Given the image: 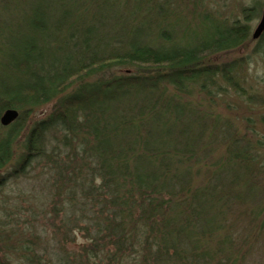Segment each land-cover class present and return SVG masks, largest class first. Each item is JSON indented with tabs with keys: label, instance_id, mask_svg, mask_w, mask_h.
Instances as JSON below:
<instances>
[{
	"label": "trees",
	"instance_id": "trees-1",
	"mask_svg": "<svg viewBox=\"0 0 264 264\" xmlns=\"http://www.w3.org/2000/svg\"><path fill=\"white\" fill-rule=\"evenodd\" d=\"M204 18L182 34L177 0H0V118L19 111L9 126L0 122V171L18 143L21 151L0 187L41 168L32 222L47 218L39 202L49 199L45 226L78 245L56 247L49 264H264V145L239 135L232 143L248 155L245 191L239 177L199 166L204 129L193 133L192 118L197 107L214 115L205 100L238 91L239 60L211 58L244 46L249 26ZM194 88L201 99L185 101ZM8 250L21 252L20 264H43L49 253Z\"/></svg>",
	"mask_w": 264,
	"mask_h": 264
},
{
	"label": "rangeland",
	"instance_id": "rangeland-1",
	"mask_svg": "<svg viewBox=\"0 0 264 264\" xmlns=\"http://www.w3.org/2000/svg\"><path fill=\"white\" fill-rule=\"evenodd\" d=\"M177 2H179L182 15L186 17L179 26V31L182 34H189L201 27L206 14L217 22L226 21L231 23L238 21L247 23L249 26L250 36L244 46L230 52L215 54L211 58L216 63L239 60L241 70L239 72L240 85L238 91L229 88L226 94L214 95L211 99L205 100V105L204 103L203 105L208 106L207 108H210L211 113L214 115L202 118L203 109L197 107L196 115L192 118H196L193 133H198L201 129H204L195 143L198 152L197 157L202 162L199 166H214L208 167L209 174L215 172L218 176L223 175L227 181L237 180L239 177L242 180L241 188L252 192V184L248 181L249 171L241 167L246 166L243 159L248 156L243 150L244 144L232 145V143L239 135L250 139L255 146L256 142L264 145V42L260 38L253 39L252 37L261 20L264 0H177ZM18 15L21 16V12ZM5 45V39H0V46ZM201 97L202 94L198 92L197 88H194L190 94L184 95V100L196 103ZM200 104L197 103L195 106ZM53 107L54 103H50L38 109L34 113L33 119H41L47 116L54 109ZM215 114L221 119L218 118L219 120H217ZM222 119L232 127L230 130H225L226 127L223 126ZM210 143L212 144L209 146ZM19 145L18 143L14 161L6 169L0 171L1 174L7 173L17 165L21 152ZM225 146L229 147L232 152L228 153L226 148L224 149ZM205 148L209 149L203 156ZM262 153L264 155V152ZM235 154L240 155V160L235 159ZM252 166H256V164L253 163ZM40 169V167L33 168L29 171L27 177H20L19 180H9L0 187V236L3 238L0 240V264H20L17 254L21 252L12 254L8 250L10 247L12 251L19 249L21 245L24 247V244L38 251L46 247L49 253L43 254V264H49L53 258L51 252L56 247L67 245L65 240H58L53 231L48 230L45 226L48 218L49 222H52L50 218L54 216L52 208L55 203H50L49 199L39 202V205L45 209L43 216L47 218L43 219L40 216L36 222H32L31 209L35 207L34 204H37V202L31 200L30 197L32 193L42 192V186L37 182L42 180V178H39ZM41 174L44 176L43 178L50 175L49 172L47 175L46 173ZM254 193L256 194H245L246 203L250 204L255 198H259L261 190L256 189ZM6 210L10 213H16L12 215L13 219L5 217ZM49 213L50 215H48ZM9 222L10 225L7 226ZM4 233L7 238L4 237ZM38 236H40V239ZM84 241L83 237L78 238V243ZM66 247L71 249L72 247L77 248L78 245H67Z\"/></svg>",
	"mask_w": 264,
	"mask_h": 264
},
{
	"label": "water",
	"instance_id": "water-1",
	"mask_svg": "<svg viewBox=\"0 0 264 264\" xmlns=\"http://www.w3.org/2000/svg\"><path fill=\"white\" fill-rule=\"evenodd\" d=\"M264 33V5H263V11L261 20L258 23L254 33L253 38L258 39L262 34ZM19 116V111L16 109H7L1 116L0 121L1 124L4 126L10 125L12 122H14Z\"/></svg>",
	"mask_w": 264,
	"mask_h": 264
}]
</instances>
